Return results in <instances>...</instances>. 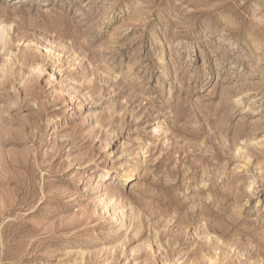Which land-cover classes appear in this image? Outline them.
<instances>
[{"label":"rangeland","instance_id":"374dc122","mask_svg":"<svg viewBox=\"0 0 264 264\" xmlns=\"http://www.w3.org/2000/svg\"><path fill=\"white\" fill-rule=\"evenodd\" d=\"M0 264H264V0H0Z\"/></svg>","mask_w":264,"mask_h":264},{"label":"bare ground","instance_id":"6f19581e","mask_svg":"<svg viewBox=\"0 0 264 264\" xmlns=\"http://www.w3.org/2000/svg\"><path fill=\"white\" fill-rule=\"evenodd\" d=\"M131 179H132V176L129 177V180H131Z\"/></svg>","mask_w":264,"mask_h":264}]
</instances>
